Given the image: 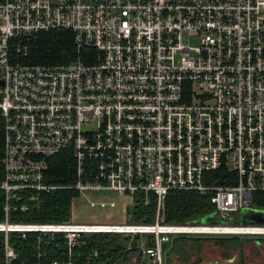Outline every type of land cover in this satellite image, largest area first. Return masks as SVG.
<instances>
[{
  "label": "built area",
  "instance_id": "1",
  "mask_svg": "<svg viewBox=\"0 0 264 264\" xmlns=\"http://www.w3.org/2000/svg\"><path fill=\"white\" fill-rule=\"evenodd\" d=\"M55 27L71 29L78 50L94 48L87 61L10 60ZM0 114L2 264L17 257L9 231H62L68 254L83 231L153 232L154 246L142 248L153 264H163L172 235H264V222H235L242 209L264 211L252 195L264 192V0H0ZM62 150L74 158L75 181H45L48 157ZM220 166L235 183L203 181ZM57 188L102 208L115 205L112 193L132 201L150 192L155 222L9 221ZM173 188L210 191L221 221L164 223Z\"/></svg>",
  "mask_w": 264,
  "mask_h": 264
},
{
  "label": "trees",
  "instance_id": "2",
  "mask_svg": "<svg viewBox=\"0 0 264 264\" xmlns=\"http://www.w3.org/2000/svg\"><path fill=\"white\" fill-rule=\"evenodd\" d=\"M94 48L82 47L77 49L73 32L69 28L55 27L37 32L28 41L26 55H18L13 51L11 61L20 63H60L68 62L74 58H85ZM3 142V119L0 114V149ZM203 181L207 184L229 185L236 182V174L220 166L217 169L205 170ZM43 178L51 183L68 184L75 181L74 158L70 151L62 150L48 157V166L43 171ZM211 192H199L193 189H169L165 197L164 223L202 222L201 217L216 213V207L211 201ZM99 197L101 193L94 194ZM144 195L150 198L145 203ZM253 205L264 207V192L253 191ZM82 194L73 188H57L41 192L40 202L37 206L23 212H13L9 221L51 223V222H80L101 223L98 221H76L79 216L76 206ZM124 213L119 221H106L102 223H136L152 224L155 222L156 201L154 194L134 193L132 201L126 200ZM87 205L92 208L87 202ZM114 207V206H113ZM102 208V207H99ZM3 218L2 199H0V220ZM27 231L21 235L19 231H9L8 241L17 252L14 264H51L53 260L70 258L76 264H138L143 254L142 248H151L155 244L154 233H136L133 238L120 231H83L80 233L79 245L68 248L64 242V232ZM241 235L230 234H179L172 235L169 240L162 242L163 264H174V254L179 264L188 263L191 254L195 260L191 264H198L200 257L196 252L202 246L205 238H212L218 246L226 249L230 242L237 241ZM40 237V240L38 239ZM140 237L143 244L140 246ZM242 238V237H240ZM4 234L0 231V264L3 263ZM97 254L94 255L93 251ZM150 260V256L146 254ZM136 261H133V258ZM145 258L143 264H153Z\"/></svg>",
  "mask_w": 264,
  "mask_h": 264
},
{
  "label": "rangeland",
  "instance_id": "3",
  "mask_svg": "<svg viewBox=\"0 0 264 264\" xmlns=\"http://www.w3.org/2000/svg\"><path fill=\"white\" fill-rule=\"evenodd\" d=\"M87 194L89 195V193ZM109 197L115 200L114 207L92 208L89 207L87 205V202H85L84 200H79L76 206V213L79 216V219H76V221H98V222L119 221L122 212L124 213L123 202L126 200L130 201V198L126 195L121 196L116 193H112ZM82 198L85 199L84 195L82 196ZM247 222H252V221H247ZM140 225L147 226L151 224H140ZM235 234L238 236L241 235L240 237L242 238L239 237L237 238V241L235 240L233 242L229 241L230 244L226 246V249H220V252L222 251L221 258L225 259V261L231 260L229 261V264L238 258H240V260L244 264H264V235L248 234V233H235ZM202 244H204V247L210 248L217 243L214 242L212 238H205L202 241ZM216 255L219 254L213 251L209 255L207 254L206 256H210L209 258H211V257H217ZM145 257L147 258L146 255ZM226 264H228V262H226Z\"/></svg>",
  "mask_w": 264,
  "mask_h": 264
},
{
  "label": "crops",
  "instance_id": "4",
  "mask_svg": "<svg viewBox=\"0 0 264 264\" xmlns=\"http://www.w3.org/2000/svg\"><path fill=\"white\" fill-rule=\"evenodd\" d=\"M212 247H215V248H212ZM212 247L207 248V247H204V244H202L201 248L196 251L200 257L198 264H226V262H228V264H229V261H231V260L225 261V259L221 258L222 251L220 252V249H223V248L216 245V244L213 245ZM205 248H207V249H205ZM213 251L217 252L219 255H216L217 257H211V258H209L210 256H206L207 254L209 255ZM174 257H175L174 264H179V260L177 259L176 254H174ZM145 258H146L145 254H143L141 259L138 260V264H143L145 262ZM147 260L150 262V260L148 258H147ZM194 260H195V255L191 254L187 264H191V262H193ZM133 261L134 262L136 261L135 257L133 258ZM233 262L230 264H244L241 260H239V258L234 260Z\"/></svg>",
  "mask_w": 264,
  "mask_h": 264
},
{
  "label": "water",
  "instance_id": "5",
  "mask_svg": "<svg viewBox=\"0 0 264 264\" xmlns=\"http://www.w3.org/2000/svg\"><path fill=\"white\" fill-rule=\"evenodd\" d=\"M200 221L203 223H210V222H220V218L217 217L214 213L207 214L201 217ZM247 221L252 222H264V211H257L250 208L242 209L236 217L235 222L237 223H245ZM199 222V221H196Z\"/></svg>",
  "mask_w": 264,
  "mask_h": 264
},
{
  "label": "bare ground",
  "instance_id": "6",
  "mask_svg": "<svg viewBox=\"0 0 264 264\" xmlns=\"http://www.w3.org/2000/svg\"><path fill=\"white\" fill-rule=\"evenodd\" d=\"M81 227H85V226H81ZM135 227V226H133ZM121 228H130V226H121ZM141 228H145V227H141ZM216 229H220V228H216ZM231 228H225L224 230H230Z\"/></svg>",
  "mask_w": 264,
  "mask_h": 264
},
{
  "label": "flooded vegetation",
  "instance_id": "7",
  "mask_svg": "<svg viewBox=\"0 0 264 264\" xmlns=\"http://www.w3.org/2000/svg\"><path fill=\"white\" fill-rule=\"evenodd\" d=\"M239 260H240V258H239Z\"/></svg>",
  "mask_w": 264,
  "mask_h": 264
}]
</instances>
